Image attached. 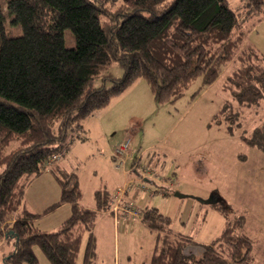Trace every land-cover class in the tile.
<instances>
[{"label": "trees", "instance_id": "1", "mask_svg": "<svg viewBox=\"0 0 264 264\" xmlns=\"http://www.w3.org/2000/svg\"><path fill=\"white\" fill-rule=\"evenodd\" d=\"M107 2L9 0L14 23L23 30L18 37L7 36L0 3V237L18 239L5 264H39L35 246L50 264H77L84 234L83 264H94L93 230L111 192L96 190L95 208H84L77 174L54 170L61 196L48 211L62 203H70L72 211L57 231L48 232L38 229V215L24 208L25 191L69 151L73 130L85 139L79 134L82 120L139 79L147 80L157 104L175 103L198 79L202 89L228 64L238 63L224 83L231 99L213 116L228 135L242 125L241 108L259 109L264 99V54L245 45L250 22L264 19V0H245L236 8L229 0H124L117 9ZM67 29L74 48L65 44ZM115 63L123 68L122 77L110 72ZM240 138L264 154V120ZM211 203L226 224L207 244L174 232L171 218L158 208L144 209L142 223L157 233L150 264H256L245 214L231 217L228 204L215 197ZM12 213L17 218L5 232L2 225Z\"/></svg>", "mask_w": 264, "mask_h": 264}, {"label": "rangeland", "instance_id": "2", "mask_svg": "<svg viewBox=\"0 0 264 264\" xmlns=\"http://www.w3.org/2000/svg\"><path fill=\"white\" fill-rule=\"evenodd\" d=\"M8 1L0 0L5 16V31L9 37H18L23 34V30L20 25L14 23V14L9 11ZM123 1L108 0L107 6L117 9ZM244 1L229 0L232 8H236ZM249 25H251L248 26L249 42L254 43L259 51L264 53V19L259 22L255 18ZM65 44L68 48L75 47V37L70 29L65 31ZM236 65L237 67L234 63H230L224 67L217 80L206 88H200L201 79H198L185 91L182 98L175 103L162 105L155 102L149 83L141 78L104 108L108 110H103L106 114H100V117L104 116L101 120L96 112L92 114L95 115L96 120H82L81 123L87 121L93 128L89 133L83 130L79 132L84 136L85 143L79 142L77 130H73L68 139V143L74 139L77 145L71 147L72 143L69 144L71 153L68 162L72 168L71 172L79 177L83 194L82 203L93 204L94 193L99 189L114 192L110 203L114 201L117 189L126 185L123 177L127 178L125 171L132 170V158L134 155H138L137 157L142 155V162L135 159L133 164L134 167H138L139 172L135 177L138 181L131 182L132 187L127 195L133 197L135 187L138 191H135L134 198H129L130 201L127 200V195L124 196L120 202L122 206L127 202L143 211L145 200L154 198L152 205L162 202L159 207L161 209L163 207L162 212L171 218L174 232L187 234L194 240L207 244L220 235L226 224L225 216L210 203L215 197L232 208L231 217L245 214L246 226L250 223L248 228L256 233L254 236L249 231L254 239L256 264H264V232H261L264 231V175L257 171L256 180L250 178L255 168L251 164L253 147L240 138L244 131L249 132L264 120V99L259 105L260 110L258 107L241 108L239 121L242 125L235 129L234 135H228L224 125L213 121V116L224 103V99H231L229 91L224 88V83L226 77L238 68V63ZM110 72L115 77H122L124 74L123 68L117 63L112 65ZM103 129L105 132L99 136ZM127 138L131 139L130 151L124 165L118 167L119 164L111 152H114L115 145ZM131 151H134L133 156ZM149 155H161L163 165L165 164L160 172L162 176L153 181L156 182L154 186L148 185L149 182L142 176L143 167L146 166L144 162L148 160ZM66 156L67 154L64 153L63 157ZM242 156L246 158L243 159ZM134 167L133 169H136ZM48 168L40 174H47ZM174 171L175 174L172 173ZM132 175L135 173L132 172ZM154 176L153 174L147 178L153 179ZM254 180L259 183L255 184ZM35 186L36 182L33 184V187ZM172 186V195L178 192L182 197L177 198L178 196L173 197L171 193L167 195L162 192L171 190ZM143 190H145L144 196ZM155 190L157 191L153 192ZM29 201L32 202L28 196V205ZM106 211L110 212V205ZM13 215L14 213L2 225L5 232L15 221ZM53 217L52 214L42 216L37 225L40 224L43 228L49 226L54 230L52 227L54 224H46ZM87 235L84 234L77 264L84 262ZM154 235L157 236V233L152 232L151 235L139 231L134 233L128 238L126 247H121V251L119 249V264H144L143 260L147 256L149 258L154 249ZM98 238H96V251L99 244L100 258L94 264H114L113 246L111 250L109 234L105 230L101 231ZM1 242L7 243L5 237H0V245ZM34 251L38 255L39 264H50L38 246L34 247ZM125 253L130 254V261L125 260ZM145 264H148V261Z\"/></svg>", "mask_w": 264, "mask_h": 264}, {"label": "crops", "instance_id": "3", "mask_svg": "<svg viewBox=\"0 0 264 264\" xmlns=\"http://www.w3.org/2000/svg\"><path fill=\"white\" fill-rule=\"evenodd\" d=\"M245 43H247V45L254 46L255 48L258 49V47L254 43L249 42L248 36L246 38ZM132 86H134V84ZM130 88H128V89H130ZM121 95H119V96H121ZM119 96H117V97H119ZM117 97H115V98H117ZM115 98H113V100ZM226 100L227 99H224L223 102H225ZM111 103H112V101H111ZM103 110H108V109H101V110L97 111L95 114H99L98 116L100 117V114H104L105 113V111H103ZM101 116H103V115H101ZM103 117H100L99 119L101 120ZM86 119H91L92 121H94V120H96V117H95V115H92L91 117H87L84 120H86ZM81 124H82V130H83V132L87 131V133H89V131H92L93 130L92 125L89 124V123H87V121H85V123H81ZM104 132H105V129H103V132L101 134H99V136H102ZM90 135H92V134H90ZM78 140H80L79 142H81L83 144L85 143V142H83L84 139H78ZM75 144L76 143L73 142L71 147L77 146ZM116 146L117 145H115V147ZM71 147H69V151L66 153L67 154L66 157H63V155L59 156V159L54 164H52L51 166H48L49 168L47 167L48 168L47 169L48 171L47 170L46 171L48 173L47 174H43V175L39 174L31 182V184L27 187V189L25 191L23 206L29 212L38 215L37 220L36 219L34 220V225L38 229H40L42 231H48V232L57 231L60 228V226L62 225V223L71 215L72 205L70 203H62L59 206H57L54 210L48 211L51 206H53L54 204H56L60 200V196H61V186H60V183H59V181L57 179V175L55 174V171L54 170H57V169L60 170L61 169V170L66 171L68 173H72L71 172V169L72 168H71V166H70V164L68 162L70 160L69 159V155L71 153V151H70L71 150ZM252 152L253 153H252L251 164L254 165L255 168L253 169L254 173H253V175L250 178H254L256 180V172L257 171L260 174L264 175V154L260 150H258L256 148H252ZM111 153H113V151ZM130 153H131L132 156L134 155V151H131ZM137 156L134 155V157L132 158L133 159L132 160L133 161V163H132V170H130L129 172L128 171H125V173L127 174V178H126V176H124L123 178H125L126 184L129 183V182H133L134 183V182L138 181V178H135L138 175V172H139L138 171V167L136 168V167L133 166L134 160L136 159ZM141 156L142 155H140V157ZM242 157H244L243 159L246 158L245 156H242ZM140 162H142V158H141V161ZM144 164L152 167L155 170L157 168L159 170V171L156 170L157 171V174L159 175V177L162 176V174L160 172L162 171V167L165 166V164L163 165V158H162L161 155H153V156H150L149 155L148 160H146V162H144ZM260 164H261V166H260ZM160 166H161V168H160ZM133 167L136 168V169H133ZM132 172H134L135 175H132ZM166 173L168 174V171ZM172 173L175 174V171L172 172ZM155 179H147L146 178L144 180L149 182L148 185L154 186V184L156 185V182H153V181H155ZM255 180L253 181L255 184L259 183V181H255ZM35 182H36V186L33 187V184ZM79 183H80V181H79ZM80 187H81V190H82L81 184H80ZM172 190H173V186H172V189L171 190L168 189L169 192L168 191L167 192H164V190L162 192L164 194H167V195H168V193L169 194L171 193L170 195H172L173 194L172 193ZM135 191H138V189H136V187L133 190V194H132L133 197H130L129 195H127V200L128 201H130L129 198L132 199V198H134L136 196ZM144 191L145 190H143V196L145 194ZM156 191L157 190H155L153 192H156ZM113 193L114 192H111V194H113ZM164 194H163V196H164ZM28 196H29V199L31 198V200H32V202L29 201V205L30 206L28 205ZM172 196L173 197H177L175 195H172ZM177 198H179V197H177ZM82 200L83 199H81V201H80V205L82 207L89 208V209H94L95 208V200H94V203L91 204V205H85V204H83L82 203ZM153 203H154V198H152L151 200H145V204L146 205H144V208H142V209H146L148 207H155V208H158L162 212L163 207H162V209L159 207L160 203H162V202H160L158 205H152ZM164 209H165V207H164ZM200 212H201V210L198 211V215L196 216L197 219H199V213ZM49 214H52L54 217H53V219H49L46 224L47 225L54 224L52 226L54 230H51L52 228L49 227V226H46L48 228H43V226H41L40 224L37 225V222L39 221L40 218H42V216L45 217L46 215H49ZM54 214H56V215H54ZM13 218L14 219L17 218V213H14ZM48 222H50V223H48ZM263 223H264V221H263ZM248 225L245 227L246 232L249 234V231H250V233H252V235L255 236L256 233L255 232H252L253 230L252 229L250 230L248 228ZM38 226L42 227V229L39 228ZM104 230L107 231V233L109 234V236L111 238V250H112V246H113V262H114V264H117V263L119 264V262H120V251H121V247L122 248L123 247L124 248L126 247L128 238H131L134 235V233H136L137 231H139V232H142L143 234H150L151 235L152 232H153V231H150L142 223L141 219L132 218L130 216H125V217L124 216H121V215L116 216L115 214H113L112 212H109V211H104V212H100L99 213V215L97 217V220H96V223H95V227H94L93 233H94L95 237L98 238V234L101 231H104ZM149 232H151V233H149ZM261 232L263 233L264 231H261ZM154 238H155L154 249L151 252L149 258H148V256L145 257V259L143 260L144 261V264L147 261H148V264H150V261H151L153 255H154L155 247H156V241H157V236L154 235ZM5 240H6L7 243L6 244L4 243L5 244L4 245L1 242L2 244L0 245V248H1V251H0V264H5L6 258L15 249L16 240L14 238H11V239H6L5 238ZM87 241H88V235H87ZM86 245H87V243H86ZM4 246H6V248H3ZM119 249H120V251H119ZM124 256H125V260L126 261H130L131 256H130L129 253H125ZM99 258H100V254H99V244H98V248H97V259H96V261Z\"/></svg>", "mask_w": 264, "mask_h": 264}, {"label": "built area", "instance_id": "4", "mask_svg": "<svg viewBox=\"0 0 264 264\" xmlns=\"http://www.w3.org/2000/svg\"><path fill=\"white\" fill-rule=\"evenodd\" d=\"M131 146V139L127 138L124 139L121 143H119L113 152V158L115 161L119 164L118 167L123 166L125 163V159L129 154ZM156 170H153L152 167H143V174L142 176L144 179L147 177L155 175L153 179H159V175L155 174ZM148 179V178H147ZM131 182L127 183L124 187H119L117 189V195L114 201L110 203V212L115 214L116 216H130L132 218L141 219L143 211L137 207H134L131 203H125L124 206L120 204L121 200L124 198V196L127 195V193L131 189ZM145 192V191H144Z\"/></svg>", "mask_w": 264, "mask_h": 264}, {"label": "water", "instance_id": "5", "mask_svg": "<svg viewBox=\"0 0 264 264\" xmlns=\"http://www.w3.org/2000/svg\"><path fill=\"white\" fill-rule=\"evenodd\" d=\"M174 194H175V196L182 197V195H181V194H178V192H175ZM211 201H212V200H211ZM211 201H210V203H211ZM9 234H10L11 236H14V235H15V234H14V231H12V230L9 231ZM16 241H18L17 238H16Z\"/></svg>", "mask_w": 264, "mask_h": 264}]
</instances>
